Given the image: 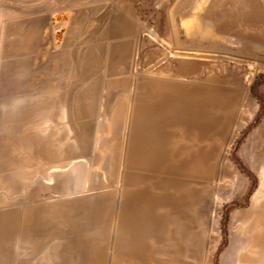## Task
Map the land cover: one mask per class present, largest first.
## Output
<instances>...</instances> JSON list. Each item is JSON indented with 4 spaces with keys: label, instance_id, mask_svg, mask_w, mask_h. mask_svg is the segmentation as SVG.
<instances>
[{
    "label": "rangeland",
    "instance_id": "obj_1",
    "mask_svg": "<svg viewBox=\"0 0 264 264\" xmlns=\"http://www.w3.org/2000/svg\"><path fill=\"white\" fill-rule=\"evenodd\" d=\"M32 1L39 10L44 5L56 12L51 28L59 47L69 12L92 0H0V257L15 264L18 254L23 259L17 262L30 263L46 251L38 245L65 240L74 247L81 244L80 250L71 249L72 262L80 264H252L243 256L254 252L249 212L264 177V79L257 80L253 91L251 87L264 76V61L175 50L169 11L176 0H110L132 17L128 76L135 82L120 87L116 97L89 106L87 116L68 115L62 95L55 97L51 90L52 102L46 104V89L38 87L41 77L31 63L34 42L29 36L13 39L15 22H27L35 11ZM210 2L214 16L207 17L221 20L223 0ZM201 3L195 0L197 6ZM10 5L17 10L6 9ZM241 8L237 0L234 10ZM195 14L197 22L198 9ZM233 19L241 21L240 16ZM188 62L199 63V75L189 68L175 80L188 85L224 78L234 93L231 98L229 89H221L215 97V102L229 97L233 106L228 112L215 107L214 116L222 120L215 123L213 145L184 144L182 156H198V168L130 167L126 160L134 116L142 113L144 80H157L181 63L185 70ZM232 116L237 122L225 141ZM148 194L158 198L160 207L151 213L160 214L162 222L160 228L154 221L146 226L147 237L154 236L152 227L157 230L156 242L149 241L152 248L138 249L132 241L133 199L146 207L154 202ZM240 251L242 263L235 258Z\"/></svg>",
    "mask_w": 264,
    "mask_h": 264
},
{
    "label": "crops",
    "instance_id": "obj_2",
    "mask_svg": "<svg viewBox=\"0 0 264 264\" xmlns=\"http://www.w3.org/2000/svg\"><path fill=\"white\" fill-rule=\"evenodd\" d=\"M238 3L241 8L242 0H238ZM33 5L36 7L35 11L31 12L27 22L23 24L19 21L15 22L13 39L25 40L29 36L34 42L35 49L31 63L34 72L39 78L41 77L38 80V87L46 89V104L52 102L51 90L54 89V96L62 95L61 103L69 106L68 115L87 116L89 106L103 103L106 97H111L113 94L116 97L120 87L132 86L135 80L129 79L128 73L135 31L134 24L130 22L132 17L128 16L126 9H121L118 4L110 0H92L81 5L78 10L70 11L64 21L61 43L57 47L54 45L55 38L51 28L52 17L56 12L50 11L49 7L45 9L44 5L43 10H39L38 2L33 4L32 1L31 8ZM233 7L236 9L237 0H233ZM17 8V5L6 6V9L12 12ZM19 15H22V12ZM199 18L201 19V16ZM6 31L8 33V28ZM185 65H187L185 70V66L181 63L175 70L167 69L164 72L165 76L157 80L154 78L144 80L142 113L140 116H134L133 139L132 142L130 141L131 148L128 150L129 156L126 160L130 167L198 168L200 161L198 156L191 158L182 156L184 144L186 147L202 144L206 148L209 144L213 145V140L210 138H213L215 123L222 120L219 117L218 121L214 116L215 107L223 106V111L228 112L233 106L229 97L216 102L215 97L222 95L221 89H229L227 93L230 97L234 93L230 90L232 88L226 87L224 78L217 80L215 77H206L201 83L190 82L188 85L178 82L175 76L188 74L189 68H194V74L199 75L198 62H188ZM56 89H58L57 93H55ZM156 100L158 101L154 102ZM185 102L186 104L183 105ZM234 117L228 119L230 122L227 125L225 141L236 125L237 119ZM225 120L227 118L223 116V121ZM185 152L188 154L189 150ZM148 195L150 196L148 200L154 202H149L146 207L145 204L142 206L139 204V198L133 199L132 241L138 244L135 247L138 249L142 246L147 249L152 248L149 241L153 239L156 242L157 230L152 227L150 232L155 234L153 237H147L146 226L151 227L154 221L160 228L162 222L160 214L158 216L155 214L153 217L151 213L153 207H160L156 201L158 198ZM213 200L214 197L211 195L208 212L210 218L214 210ZM249 213L254 217L251 225V231L254 232L251 239L254 252L253 255L250 252V257H246L248 255L246 253L243 259H247L252 264H264V177L262 175ZM238 217L242 220V212ZM238 232L239 247H241L242 225L238 228ZM140 242L148 244L139 246ZM76 245L74 247L65 240L47 241L46 246H37V248H45L46 251L37 253L36 259L32 258L30 263H19L17 261L23 258L16 254L15 264H80L72 262V247L81 249V244ZM78 254L81 255L80 252ZM82 255L83 258L86 257L85 253ZM235 258L242 263V251L237 253ZM0 264L10 263L7 262L6 257H0Z\"/></svg>",
    "mask_w": 264,
    "mask_h": 264
},
{
    "label": "water",
    "instance_id": "obj_3",
    "mask_svg": "<svg viewBox=\"0 0 264 264\" xmlns=\"http://www.w3.org/2000/svg\"><path fill=\"white\" fill-rule=\"evenodd\" d=\"M196 9L200 22H194ZM210 0H176L169 11L173 45L177 51H207L264 61V0H242L241 11L223 0L219 17ZM234 15L241 21H234Z\"/></svg>",
    "mask_w": 264,
    "mask_h": 264
},
{
    "label": "trees",
    "instance_id": "obj_4",
    "mask_svg": "<svg viewBox=\"0 0 264 264\" xmlns=\"http://www.w3.org/2000/svg\"><path fill=\"white\" fill-rule=\"evenodd\" d=\"M264 79V76H258V78L256 79V82H254V84L251 87V90L253 91L255 89V87L258 85L259 82H257V80H262Z\"/></svg>",
    "mask_w": 264,
    "mask_h": 264
}]
</instances>
